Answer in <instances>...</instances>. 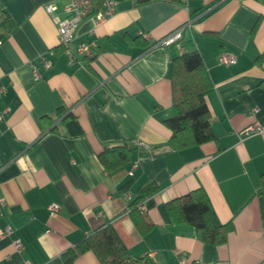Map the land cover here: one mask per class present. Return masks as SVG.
I'll return each instance as SVG.
<instances>
[{
  "label": "crops",
  "instance_id": "crops-1",
  "mask_svg": "<svg viewBox=\"0 0 264 264\" xmlns=\"http://www.w3.org/2000/svg\"><path fill=\"white\" fill-rule=\"evenodd\" d=\"M67 2L0 0V21L6 13L13 24L0 41V230L11 228L0 264H46L106 224L153 264H264V0H116L111 16L83 19L62 47L44 5L62 18ZM179 28L177 45H156ZM194 50L213 84L205 102L215 140L176 149L163 122L173 115L168 69ZM222 52L235 62L221 64ZM121 142L129 161L107 171L98 155ZM149 182L158 190L131 205ZM198 188L231 226L224 244L167 214L168 201ZM75 264L100 263L85 252Z\"/></svg>",
  "mask_w": 264,
  "mask_h": 264
},
{
  "label": "trees",
  "instance_id": "trees-1",
  "mask_svg": "<svg viewBox=\"0 0 264 264\" xmlns=\"http://www.w3.org/2000/svg\"><path fill=\"white\" fill-rule=\"evenodd\" d=\"M98 2L96 8L100 5ZM12 30L13 24L9 16L4 13V18L0 21V41ZM168 77L171 84L173 115L163 122L171 131V145L176 149H182L214 141L215 135L209 124L210 114L205 102V96L213 89V84L200 54L194 50L172 59ZM98 158L107 171H112L129 161V149L124 142L112 144L104 147ZM259 180L260 185L256 195L264 218V172ZM128 185L129 182L123 185L121 190H126ZM157 190L153 182L141 186L131 205L154 194ZM165 208L171 222L194 227L202 242L211 245L225 243L231 226L218 221L203 189L198 188L181 198L172 199L165 204ZM85 252H92L100 264H153L147 256L132 255L110 224L87 234L74 246L46 264H75L77 257Z\"/></svg>",
  "mask_w": 264,
  "mask_h": 264
},
{
  "label": "built area",
  "instance_id": "built-area-1",
  "mask_svg": "<svg viewBox=\"0 0 264 264\" xmlns=\"http://www.w3.org/2000/svg\"><path fill=\"white\" fill-rule=\"evenodd\" d=\"M99 1V2H98ZM97 2L100 3L98 8H96ZM116 0H68L67 4L64 6L63 11L65 16L62 18L56 17L55 11L56 6L52 3H47L44 5V10L49 14L56 25L57 33L59 36V43L63 47L72 40L74 31L77 25L87 17H94L98 22L104 20L105 18L111 16L115 11ZM182 28L174 30L164 38L156 42V45L159 46H169L172 44L177 45L181 38ZM146 37L145 34H143ZM76 52L78 54L90 55L91 54V44H79L76 47ZM65 54L72 61V56L65 49ZM39 62L44 70H47L51 67V61L46 59L44 56L39 58ZM219 62L224 65H231L235 62L233 55H230L226 52L219 54ZM33 75L35 79H40L42 74L35 68H33ZM4 87L0 86V95L3 93ZM260 131V128L255 126H250L245 129V133L253 134ZM138 144H140L138 142ZM135 166V165H133ZM126 199H129V196H125ZM3 204L2 199L0 198V205ZM50 215H55L58 211L57 204H50L47 207ZM11 234V228L9 226L4 227L0 230V237L8 236ZM14 245L18 249L21 246V243L18 239L14 240Z\"/></svg>",
  "mask_w": 264,
  "mask_h": 264
}]
</instances>
